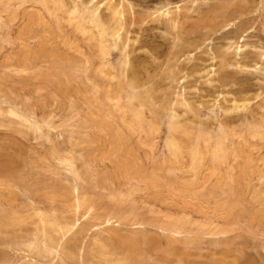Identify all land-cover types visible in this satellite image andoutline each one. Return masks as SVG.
I'll return each instance as SVG.
<instances>
[{
    "label": "rangeland",
    "instance_id": "rangeland-1",
    "mask_svg": "<svg viewBox=\"0 0 264 264\" xmlns=\"http://www.w3.org/2000/svg\"><path fill=\"white\" fill-rule=\"evenodd\" d=\"M0 264H264V0H0Z\"/></svg>",
    "mask_w": 264,
    "mask_h": 264
}]
</instances>
